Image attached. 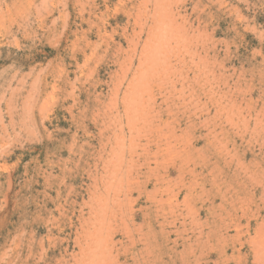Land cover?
<instances>
[{
    "label": "rangeland",
    "instance_id": "rangeland-1",
    "mask_svg": "<svg viewBox=\"0 0 264 264\" xmlns=\"http://www.w3.org/2000/svg\"><path fill=\"white\" fill-rule=\"evenodd\" d=\"M0 264H264V0H0Z\"/></svg>",
    "mask_w": 264,
    "mask_h": 264
}]
</instances>
